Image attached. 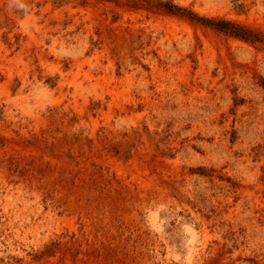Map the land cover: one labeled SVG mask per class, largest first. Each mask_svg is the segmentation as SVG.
Masks as SVG:
<instances>
[{"label":"rangeland","instance_id":"374dc122","mask_svg":"<svg viewBox=\"0 0 264 264\" xmlns=\"http://www.w3.org/2000/svg\"><path fill=\"white\" fill-rule=\"evenodd\" d=\"M0 264H264V0H0Z\"/></svg>","mask_w":264,"mask_h":264}]
</instances>
